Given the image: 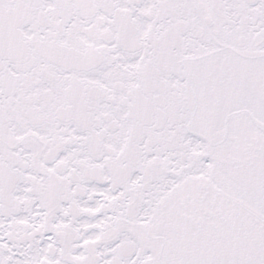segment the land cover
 <instances>
[{
  "label": "snow or ice",
  "instance_id": "6c2138e0",
  "mask_svg": "<svg viewBox=\"0 0 264 264\" xmlns=\"http://www.w3.org/2000/svg\"><path fill=\"white\" fill-rule=\"evenodd\" d=\"M0 264H264V0H0Z\"/></svg>",
  "mask_w": 264,
  "mask_h": 264
}]
</instances>
